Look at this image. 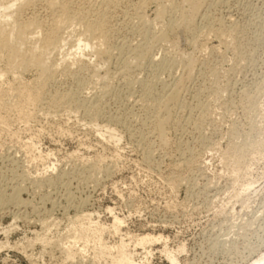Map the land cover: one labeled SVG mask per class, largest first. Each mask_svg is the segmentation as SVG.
Returning <instances> with one entry per match:
<instances>
[{"label": "rangeland", "instance_id": "1", "mask_svg": "<svg viewBox=\"0 0 264 264\" xmlns=\"http://www.w3.org/2000/svg\"><path fill=\"white\" fill-rule=\"evenodd\" d=\"M34 1L19 14L43 26L27 55L54 26ZM146 1L70 0L106 22L109 60L73 63L66 45L45 101L0 99V264H123V242L137 264H172L165 247L175 264L264 257V0H203L194 15ZM18 69L4 89L35 86L38 68ZM147 234L160 239L137 245Z\"/></svg>", "mask_w": 264, "mask_h": 264}, {"label": "bare ground", "instance_id": "2", "mask_svg": "<svg viewBox=\"0 0 264 264\" xmlns=\"http://www.w3.org/2000/svg\"><path fill=\"white\" fill-rule=\"evenodd\" d=\"M43 1L46 2L48 4V6H50L51 9H53V11H54L53 12V15H55V16H53L54 26L47 29L44 36L41 34L42 38H43L42 42L40 41L41 42L40 44H39V42H37L38 40H40V38L38 40H36V42L34 43V46H32L33 48L32 49L29 48L31 50H28L30 52H28V55H27V53L25 54V52H23V48H25V47H23V45H25L24 42L27 39L31 40L33 37H36V35L40 31H42L41 30L43 27L42 21L37 20L36 17H34V16L29 17L28 19H22L19 16L20 12H22L26 6L27 7L30 6V4L28 6V3L30 2V0H0V59H1V57H3V58L6 57V56L2 55L3 52L5 51L8 53V56H9V57H7V62H9L8 58L10 60V62L7 63L9 65V67L6 68L7 70L0 68V99L3 96H7L8 94L11 93L12 95H14V97L18 98L16 104H19V105L23 104L25 102V100H28L31 98L38 99V100H44L43 95H44V93H46L45 87H47L46 85L49 84V81L55 77V74L58 72V69L61 65L60 63H55V64L49 63L50 62L49 61V59H50L49 54H51V52L56 50V49H59V50H61V48L64 49V47H66V45H70V44L72 45L71 46L72 48L70 51L67 52V55L69 57H71L73 63L83 62L82 61L83 60L82 55H84V52L88 49H90L91 52L94 51L93 53L98 55L99 58H100V56H102V58L103 57L107 58L109 56L108 58H110L111 51H113V50H110L108 47L105 48L108 45L107 41L109 40L108 39V36H109L108 33L109 32L107 30V25L105 24L106 22L105 21L103 22L104 19L102 21H100L101 18H100V20L97 19L98 21H96L94 19H93V21H90L91 19L87 20L86 17H85L86 19H84V16L87 15L86 14L84 16L82 15V17H80L81 20H79L78 19L79 14L74 13V11L71 8V5L69 3L70 0H43ZM112 1L113 0H102L103 5H104V3H106V4L110 3V5H111ZM165 1L166 0H163L164 3H165ZM187 1H189L193 4V5H191L192 15L197 14L200 10V7H202V4H203L202 1L203 0H187ZM34 2L35 1L33 0V3ZM142 2H144V1H142ZM257 2H258V0H257ZM33 3H31V4H33ZM204 4H203V6H204ZM92 5H93V3H92ZM101 6H102V4H101ZM161 6L160 7L162 9H164V10L161 9V13L163 15L166 7H163V5H161ZM143 9H144V7H143ZM159 13H158V16H160ZM75 15H77L78 18ZM143 19H144V17H143ZM64 21H68L67 23L69 25L72 22V24H74V25L71 24L72 26H75L77 23H79V25H76V27L81 26L82 34L80 33V36H78V39L74 40L73 44H72L73 41H71L72 40L71 38L74 35L73 33L75 32L74 31L75 28L71 32L69 31L68 33H64L62 31V24L64 23ZM69 21H70V23H69ZM5 25H8L9 27L7 28ZM170 25H171V23H170ZM168 27L170 28L169 25H168ZM173 28H174V26H173ZM76 29H78V28H76ZM174 31L176 32V29L173 30V32ZM166 32L167 31H165L163 33L166 34ZM40 33H42V32H40ZM163 33H162V35L166 36L165 38H167L168 33L166 35ZM170 33H172V31ZM169 36L170 35H168V37ZM165 38H164V40H165ZM161 39H163V37ZM170 41H172V40H170ZM105 44H106V46L104 47ZM24 51H26V50H24ZM89 56H90V54H89ZM102 58H101V60H102ZM18 59H19V61H18ZM107 59L104 60L103 62L107 61ZM63 60H64V58H63ZM16 61H18V63ZM83 65H84V63H83ZM30 66L37 67L39 72H40L39 79L37 80V82H35L34 87H32L31 89H29L27 91L20 89V88L19 89H13V88L4 89L2 87L1 79L3 78L5 72H7L9 70L17 69V68H19V69L21 68L22 70H27L24 68H29ZM19 69H18V71H19ZM21 69H20V71H22ZM72 98H73V96H72ZM5 106H9V103L0 100V108L5 107ZM117 216H116V214L114 216L115 220L117 221V224L118 225L121 223L123 224V222H124V221H122L123 219H121ZM115 227H117V226H115ZM117 230H118V228H117ZM159 239L160 238H155L154 236L147 234V235H144L142 237H137L135 242L137 245H140L143 248H146L147 245H150L153 242H157V241H159ZM125 248H126V244L123 242L121 244L122 256L119 257L118 259L113 258V260L118 262V263L121 262L123 264H137L133 260V258L131 257L130 253L125 252L126 251ZM164 252L166 253V255H167L168 259L171 261V263L175 264L177 261L176 254H174V252H172V251H169L167 247L164 248ZM258 263L264 264V257H262L258 261Z\"/></svg>", "mask_w": 264, "mask_h": 264}]
</instances>
